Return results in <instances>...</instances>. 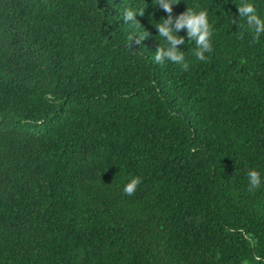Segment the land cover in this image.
Returning a JSON list of instances; mask_svg holds the SVG:
<instances>
[{
    "label": "trees",
    "instance_id": "16d2710c",
    "mask_svg": "<svg viewBox=\"0 0 264 264\" xmlns=\"http://www.w3.org/2000/svg\"><path fill=\"white\" fill-rule=\"evenodd\" d=\"M242 3L264 19L171 5L213 29L206 61L176 31L185 71L154 59L157 0H0V264H264V34L239 38Z\"/></svg>",
    "mask_w": 264,
    "mask_h": 264
},
{
    "label": "clouds",
    "instance_id": "9594fccd",
    "mask_svg": "<svg viewBox=\"0 0 264 264\" xmlns=\"http://www.w3.org/2000/svg\"><path fill=\"white\" fill-rule=\"evenodd\" d=\"M179 0H157L159 5L165 12H167L168 18L163 19L156 28L160 37L164 38L167 42V47H158L154 59L157 63L163 64L165 60H168L174 64H181L185 71L188 70V63L185 62L184 54L177 49L176 45L185 44L183 37L177 36L175 33L181 28L187 29V35L189 41H195L196 48L194 50V56L199 61H206L207 57L205 53L212 51L211 37L213 35L212 25L208 20L207 10L201 9L199 11L192 8L186 9L183 13L179 14L173 22L171 12V5L178 3ZM199 8V6H197ZM238 18L243 21L240 25L242 31L239 34V38H243L245 31H247L251 37L253 43L259 42V37L264 34V19H261L257 14L256 8L252 3H242L237 7ZM137 14L144 15V8L127 9L124 12L123 20L125 23H131L133 27L139 28L140 22L136 19ZM236 23V20H233ZM136 36V43L144 40L150 34L148 31L143 33L134 34ZM133 34L128 36L129 44L133 40ZM129 46V45H128ZM249 178V191L258 189L261 186V177L258 171L252 169L248 172ZM141 177L134 176L128 183L124 185L123 193L125 195H134L138 185L141 183Z\"/></svg>",
    "mask_w": 264,
    "mask_h": 264
}]
</instances>
